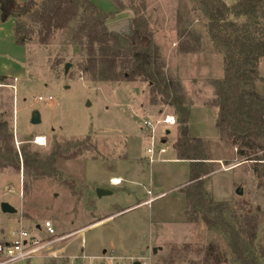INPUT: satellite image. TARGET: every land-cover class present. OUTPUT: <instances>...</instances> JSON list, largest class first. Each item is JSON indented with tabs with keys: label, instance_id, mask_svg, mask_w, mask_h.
<instances>
[{
	"label": "rangeland",
	"instance_id": "1",
	"mask_svg": "<svg viewBox=\"0 0 264 264\" xmlns=\"http://www.w3.org/2000/svg\"><path fill=\"white\" fill-rule=\"evenodd\" d=\"M92 1L104 11L114 13L107 21L109 30L130 38L135 34L133 20L138 16L147 20L167 71L181 81L189 105L211 103L215 99L209 90H214L211 81L224 74L221 66L224 58L209 37L207 21L190 0H119L123 8L118 6V0ZM225 1L232 5L238 0ZM15 20L12 15L3 17L0 2V75H11L0 81V121L8 122L18 150L28 144L32 152L49 153L56 142L69 139L82 142V146L76 148V157L58 161L54 177L35 179L25 173L23 166L20 170L0 169V241L9 239L11 232L19 227L46 240V233L35 228L45 220L54 223L60 239L30 260L14 264L109 262L102 257H115L120 264H136L134 262L141 260L145 264H204L205 250L210 243H215L224 253L226 261L222 264H236L228 236L209 229L202 220L193 222L192 227L186 223L133 227L127 235L129 247L137 250L145 245L142 254L119 258L109 250L103 253L98 246L93 248L95 253L91 252L94 232L89 229V220L90 215L99 210L92 181L104 170L124 164L128 143L132 154L147 155L150 140L139 138L138 133L139 129L146 130L143 120L158 117L163 112L174 113V109L160 102L152 104L146 82L94 80L84 69L86 51L71 39L76 22L57 31L48 45L40 44L35 36L31 42L19 46L15 42ZM187 30L202 36L200 50L191 56L179 50L180 36ZM67 63L71 66L66 72ZM260 71L264 74V58L260 61ZM258 87L264 93V83H259ZM34 110L41 114L40 124L31 123ZM207 124L195 115L194 126L201 135L209 133ZM170 130L166 138L174 146L178 126ZM212 130L215 132L217 128L212 126ZM37 136H45L46 144H36ZM27 137L32 140L28 141ZM206 150L208 156L222 158V163L214 164L213 173H217L213 176L211 173L206 180L207 191L212 186L227 196L231 194V187H235L233 198L227 201L230 210L226 217L239 225L244 216H257V238L248 246L264 263V163L245 161L238 155L237 148L222 137L220 140L216 136L209 137ZM237 164L240 167L232 169ZM153 166L168 188L176 183L182 170L176 163L155 162ZM237 188L243 191L242 195L236 192ZM171 197L160 200L155 207L164 206ZM3 202L12 204L17 212L3 213ZM145 211L147 209L142 208L132 214ZM102 215L97 214V217ZM81 223L82 229L76 230Z\"/></svg>",
	"mask_w": 264,
	"mask_h": 264
},
{
	"label": "trees",
	"instance_id": "2",
	"mask_svg": "<svg viewBox=\"0 0 264 264\" xmlns=\"http://www.w3.org/2000/svg\"><path fill=\"white\" fill-rule=\"evenodd\" d=\"M190 1L207 21L209 37L224 58L223 77L211 81L215 99L210 104L218 110L216 127L220 136L230 141L245 161L264 163V95L256 88V83L263 80L259 65L264 58V0H238L232 5L225 0ZM117 4L124 7L119 0ZM2 10L5 19L10 15L16 19L17 45L24 46L35 36L40 44L48 45L57 31L76 22L71 39L86 51L84 69L94 80L148 83L151 103L173 108L178 118L174 143L177 158L191 161L190 183L182 188L187 200L186 220H202L209 229L226 234L236 264H264L248 246L257 238V216L246 215L236 225L226 217L229 203L214 201L208 194L206 180L215 165L209 162L206 141L190 135L191 105L181 81L168 73L145 18L133 20L135 34L130 38L109 30L107 21L114 13L104 11L92 0H5ZM180 37L181 53L200 50L199 33L187 30ZM6 78L0 75V81ZM81 146L82 142L69 139L56 142L49 153L32 152L28 144L18 150L8 122L0 121V169L20 170L23 166L25 173L35 179L54 177L58 161L76 157V148ZM225 261L224 253L210 243L204 264Z\"/></svg>",
	"mask_w": 264,
	"mask_h": 264
},
{
	"label": "crops",
	"instance_id": "3",
	"mask_svg": "<svg viewBox=\"0 0 264 264\" xmlns=\"http://www.w3.org/2000/svg\"><path fill=\"white\" fill-rule=\"evenodd\" d=\"M189 55L191 56L193 54ZM221 66L224 71L223 61L221 62ZM259 73L263 80H259L256 83V88L260 92L258 85L259 83H264V74L260 71V65ZM1 75L11 76L7 73H1ZM223 75L221 74L216 79L222 78ZM210 93L215 97V90L210 89L209 94ZM261 94L264 95V93ZM217 113V108L208 102L192 103L189 122L190 135L203 138L205 141L213 136H216L220 140V132L216 127ZM195 115H199L208 123L206 125L209 132L208 134L201 135V133L198 132V128L194 126ZM212 126L217 128L215 132H213ZM138 133L140 134L139 138L149 140L146 130L139 129ZM129 145L130 143L126 145V158L123 159L124 164H121L115 169L104 170L101 172V175L98 177L95 176L96 180L94 179V181H92V188L95 193L94 198L96 206L99 209L96 214L90 215L89 220L91 222L89 229H93L94 232L91 236L92 240L90 242L92 253L96 252V250L93 249L95 246L102 249L103 253H106V250L112 251L116 256H119V258L144 253L145 245L137 250L130 249L129 247L127 235H129V233L133 231V227L136 228V226L139 227L145 224L159 225L161 223H186L189 227L194 225L193 223L186 221L185 211L187 208V200L185 193L182 192V188L190 183L191 161L178 159L173 144H171L168 153L163 155L164 160L156 161L158 163H176L182 168L181 174L177 177L176 183L168 188L162 177H160L157 168L153 166V163H150L147 160L146 155L143 156L138 153L132 154ZM209 158V162L214 164L222 163L221 157L209 156ZM237 167H240V164L235 165L232 169ZM230 170H227L226 172H229ZM216 173L217 172L212 173V176ZM112 179L120 182L113 184ZM98 188L109 190L111 193L99 197L97 194ZM231 189L233 192L231 191L230 195L224 196L210 186L208 193H210L214 201H228L234 196L235 187H231ZM149 191H151V193H149ZM168 195H171L172 197L164 204V206L155 207V204L166 198ZM142 208H146L147 211L132 214L134 211ZM100 213L103 214L102 217H97V214L100 215ZM131 214L132 216H130ZM101 218L103 219L101 220ZM116 219L119 220L114 223ZM41 224H37L35 228ZM82 226L81 223V225L77 227L79 229L76 230H81Z\"/></svg>",
	"mask_w": 264,
	"mask_h": 264
},
{
	"label": "built area",
	"instance_id": "4",
	"mask_svg": "<svg viewBox=\"0 0 264 264\" xmlns=\"http://www.w3.org/2000/svg\"><path fill=\"white\" fill-rule=\"evenodd\" d=\"M13 88L16 89V86H13ZM39 99H42V97ZM142 125L148 131V138L150 140V145L147 147V160L150 163L164 160L163 155L168 153L171 147V144L166 138V131L178 126L176 114L173 112H163L158 117L145 118ZM42 139L40 140L39 136H37L34 142L39 145H45L46 137L42 136ZM119 182L112 179L113 184ZM36 229L43 230L47 235V239L43 240L23 227H19L11 232L9 239L0 241V264H14L20 261L30 260L60 240L57 238L58 232L51 220H45ZM102 259L109 260L105 264H120L119 261L115 260V257H102ZM138 263L145 264L146 262L141 260Z\"/></svg>",
	"mask_w": 264,
	"mask_h": 264
},
{
	"label": "water",
	"instance_id": "5",
	"mask_svg": "<svg viewBox=\"0 0 264 264\" xmlns=\"http://www.w3.org/2000/svg\"><path fill=\"white\" fill-rule=\"evenodd\" d=\"M4 1H5V0H0L1 3L4 2ZM117 33H118V32H117ZM121 34H122V33H121ZM70 66H71L70 63H67V64H66V66H65V70H66V72L69 70ZM41 121H42V119H41V114H40V112H39L38 110H34V111L32 112L31 123H32V124H40ZM170 133H171L170 130H167V131H166V134H170ZM27 140L30 141V140H32V138H31V137H27ZM236 192H237L238 194H240V195L243 194V191L240 190V188H237V189H236ZM110 193H111V192H110L109 190H105V189H102V188H98V189H97V194H98L99 197H102L103 195L110 194ZM1 210H2L3 213H7V214H13V213H16V212H17V209H16L12 204H10V203H8V202H3V203L1 204ZM155 251H156V249H155ZM136 264H139V263L137 262Z\"/></svg>",
	"mask_w": 264,
	"mask_h": 264
},
{
	"label": "bare ground",
	"instance_id": "6",
	"mask_svg": "<svg viewBox=\"0 0 264 264\" xmlns=\"http://www.w3.org/2000/svg\"><path fill=\"white\" fill-rule=\"evenodd\" d=\"M39 139H40V140H43V139H42V136H39Z\"/></svg>",
	"mask_w": 264,
	"mask_h": 264
}]
</instances>
